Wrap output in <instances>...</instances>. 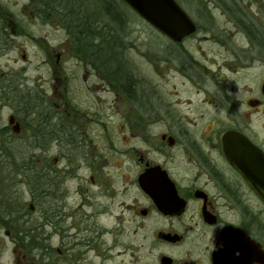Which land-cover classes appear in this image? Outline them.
Listing matches in <instances>:
<instances>
[{"label":"rangeland","instance_id":"rangeland-1","mask_svg":"<svg viewBox=\"0 0 264 264\" xmlns=\"http://www.w3.org/2000/svg\"><path fill=\"white\" fill-rule=\"evenodd\" d=\"M73 1L69 2L70 8ZM178 1L197 25V31L181 45L172 46L167 37L156 32L122 1L100 0L103 6H114L111 10L118 14L117 18L101 13L98 16L102 21L98 27L106 36L104 41H112V48L103 51V57L109 61L106 66L109 72L117 71L112 73L110 90L102 88L103 83H98L94 74L85 75L84 80L83 65L78 64L73 53L72 36L66 39L58 18L47 19L43 13L48 14L35 1L27 5L26 0H0V17H5L0 29L3 25L11 32L15 29L10 42L4 39V34L0 35V89L11 87L0 91V124L7 125V117L17 108L44 102V97L58 102L53 86H58L55 80L64 74L70 79L67 100L82 111L77 116L82 117L91 132L84 136L85 146L90 151L98 147L102 151L116 150L117 165L125 170L129 160L120 155H124L129 145L142 149L143 134L155 140L157 133L166 132L177 122L183 123L186 132L194 136L207 135L210 129L221 127L242 128V122H249L251 133L264 140V106L257 111L243 104L244 99L259 93V84L264 79V62L256 61L258 57L264 58V47L254 43L256 47L249 49V39L264 40V0ZM85 2L84 15L92 18L99 11L95 9L98 3ZM58 53L65 55L57 60ZM123 84L131 92V103L142 102L144 108H139L143 111L148 99L151 104L155 100L162 102L159 110L162 119L146 124V129L137 128L142 125L135 117L137 113L126 103V94L119 92ZM166 110L172 117L165 116ZM96 116L98 124L93 127L90 120ZM129 127L136 129L131 131ZM24 134L22 131L11 142L0 144V264H59L56 249L60 245L55 233L76 232L87 225L84 218L79 223L75 209L80 215L90 216L89 222L106 225L104 208L100 206L105 200L98 196L97 185L90 181L84 184V189L79 188L64 169L62 151L56 144L50 148L46 142L48 156L60 157L61 162L55 164L54 196L44 202L47 216L42 221L30 179L32 144L23 139ZM85 175L88 179V173ZM125 175L121 177L123 180ZM103 179L113 180L108 173ZM120 185L123 189V183ZM76 189L83 193L89 190L91 202L87 204L84 197L75 193ZM53 205L61 213L57 220L54 218L58 230L50 217L55 210Z\"/></svg>","mask_w":264,"mask_h":264},{"label":"flooded vegetation","instance_id":"flooded-vegetation-1","mask_svg":"<svg viewBox=\"0 0 264 264\" xmlns=\"http://www.w3.org/2000/svg\"><path fill=\"white\" fill-rule=\"evenodd\" d=\"M26 1L27 5L33 1L40 4V0ZM4 18L0 17V22ZM62 30L66 39L73 36L63 27ZM13 31L15 29L11 32L8 26L3 25L0 35L4 34V39L10 42ZM184 39L174 43L170 41V44L181 45ZM261 42L264 40L256 42L249 39V49L256 47L254 43L258 44L257 47H264ZM73 53L77 55L78 64L83 65L81 71L84 80L87 79L85 75L94 74L96 81L103 83L102 88L111 90L113 72H109V67L94 65L91 60L85 62L82 60L84 53ZM63 55L58 53L57 60ZM261 57L256 61L264 62ZM69 80L64 74L61 79L55 80L58 86H53V91L59 96L58 102L47 101L44 97V102L27 105L26 109L17 108L7 117V125L0 124V144L11 142L22 131H25L23 139L27 138L28 143L32 144V182L37 214L42 221L47 216L43 210L44 202L53 200L54 196L55 164L61 162L60 157L48 156L44 146L46 142L50 148L56 144L62 151L64 169L79 188L84 189V184L90 181L97 185L98 196L105 200V204L100 206L104 208L106 225L89 222L90 216L80 215L75 209L79 223L84 218L88 221L87 225L76 232L55 233L60 245L56 249L59 264H224L218 262L222 258H216L215 253L216 245L226 231L231 232L226 239L233 252L226 259H234L233 264H264V204L252 191L243 173L228 159L225 146H230V142L223 140L225 132L236 131L264 154V140L251 133L249 122H242V128L210 129L207 135L194 136L186 132L187 129L180 122L169 129L172 133L168 129L159 133L160 136L157 133L155 140H149L148 135L142 133L141 144L144 147L129 145L123 151L124 155H120L129 160L125 170L117 165L119 156L116 150L102 151L98 147L90 151L85 146L84 136L91 132L86 129L82 117L77 116V112L81 114L82 111H77L67 100ZM263 82L264 79L259 84V93L243 100L248 108L258 111L264 106ZM5 89L10 90L11 87ZM115 90L117 92L118 88L115 87ZM119 92L126 94V103L135 109L137 114L131 117L135 115L142 124L137 128L146 129V124L162 119L159 112L162 102L155 100L151 104V99H148V106L143 111L142 102L135 100V103H131V92L124 84ZM165 112V116L172 117L168 110ZM98 118L92 117L90 125L94 127L98 124ZM17 123L19 130L16 133L12 127ZM128 129L132 131L136 127ZM96 131H92V134ZM107 166L111 171L107 170ZM79 172L83 175H79ZM106 173L113 180L103 179ZM124 174L123 180L121 177ZM144 174L145 179L142 178ZM130 189L133 191L130 192ZM74 191L84 197L87 204L91 202L89 190L86 189L84 193L80 189ZM57 207L53 205L55 210L50 217L58 230L56 220L61 213Z\"/></svg>","mask_w":264,"mask_h":264},{"label":"water","instance_id":"water-1","mask_svg":"<svg viewBox=\"0 0 264 264\" xmlns=\"http://www.w3.org/2000/svg\"><path fill=\"white\" fill-rule=\"evenodd\" d=\"M122 1L150 27H153L162 36L168 37L172 42H180L196 30L195 23L175 0ZM261 86L264 95V82ZM12 121L13 119L10 118V122ZM12 130L18 132V123L12 127ZM223 140L225 143L230 142V146H225L228 159L232 165L243 173L252 191L257 194L262 204H264V154L236 131L225 132ZM142 178L145 179V174L142 175ZM230 233V231H226L216 245L215 256L216 258H222L218 259V262L224 264L234 263V259L231 261L226 259L229 255H233L232 250L229 248L231 244L226 239V236ZM232 237H235V235L232 234Z\"/></svg>","mask_w":264,"mask_h":264},{"label":"trees","instance_id":"trees-1","mask_svg":"<svg viewBox=\"0 0 264 264\" xmlns=\"http://www.w3.org/2000/svg\"><path fill=\"white\" fill-rule=\"evenodd\" d=\"M85 1L86 0L73 1L72 8H70L69 5L70 0H40V5L48 14L47 16L45 12L43 13L46 17L54 16L58 18L64 30L73 35V47L77 53H84L83 61L86 62L91 60L94 65L104 64L106 66L109 61L106 57H103L105 56L103 51H108L112 48V41H104L106 40V36L102 32L101 27H98L102 25V21L98 19V16L99 13H101L106 17L117 18L118 14H115L114 10H111L114 6H103L100 0H95V2L98 3L95 9L99 11L92 18L88 16L85 17ZM116 20L115 22H119V19ZM99 37L100 40L98 41ZM112 72L115 73L117 71L114 69ZM122 87L123 85L121 88ZM129 95H131V93H129ZM30 179L33 181V174Z\"/></svg>","mask_w":264,"mask_h":264}]
</instances>
